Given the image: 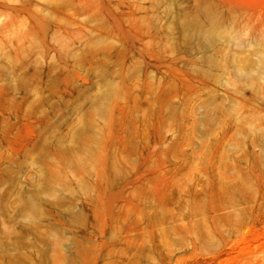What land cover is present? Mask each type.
Masks as SVG:
<instances>
[{"label": "rangeland", "instance_id": "rangeland-1", "mask_svg": "<svg viewBox=\"0 0 264 264\" xmlns=\"http://www.w3.org/2000/svg\"><path fill=\"white\" fill-rule=\"evenodd\" d=\"M0 264H264V0H0Z\"/></svg>", "mask_w": 264, "mask_h": 264}]
</instances>
